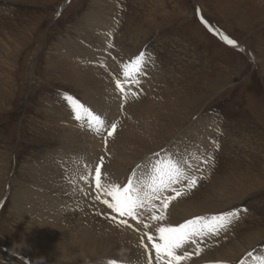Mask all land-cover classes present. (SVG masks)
I'll return each instance as SVG.
<instances>
[{
  "label": "rangeland",
  "instance_id": "1",
  "mask_svg": "<svg viewBox=\"0 0 264 264\" xmlns=\"http://www.w3.org/2000/svg\"><path fill=\"white\" fill-rule=\"evenodd\" d=\"M66 1L0 0V264H101L108 256L105 251L100 256L101 245L79 238L88 231L104 237L124 228L106 219L117 214L92 191L65 215L44 223L25 214L24 204L17 205L35 187L32 177L47 156L67 144L63 138L82 133L84 119L79 127L70 120L71 107L63 97L102 115L99 91L70 64V50L91 38L87 20L102 14L117 37L109 54L128 60L130 54L145 53L142 76L155 73L154 66L157 77L143 78L146 89L120 79L119 110L102 127L95 166L103 157L102 171L141 172V180L144 169L167 161V150L190 129L206 126L209 145L190 170L198 182L191 190L184 187L169 206L184 203L191 219L240 210L226 230L203 237L192 250L201 249V264H259L264 256V0ZM196 7L247 57L211 34ZM112 123L116 129L108 136ZM186 214L176 218V226Z\"/></svg>",
  "mask_w": 264,
  "mask_h": 264
},
{
  "label": "bare ground",
  "instance_id": "2",
  "mask_svg": "<svg viewBox=\"0 0 264 264\" xmlns=\"http://www.w3.org/2000/svg\"><path fill=\"white\" fill-rule=\"evenodd\" d=\"M106 17V15L102 14L98 16L95 21L88 19L87 21L92 28V30H90L91 38L89 37V40L82 45L79 44L81 46H74V44H72L76 49L74 51L72 49L70 50V52L72 51L71 58L74 59L70 61L72 68L82 70L80 74L86 82V85L91 88H96L99 91L98 109L99 113L102 114L100 117L105 121V126L116 116L119 110L118 104L120 102L121 91L116 88L117 91L115 92L113 86L114 77H120L119 79L129 82H136L133 79H126L122 69L123 63H129L132 59H135V57H131L133 54L129 55L128 60L113 57L109 54V51H111L109 45L111 42L114 43L115 40L113 39H117V37L111 29V26L106 25V23L109 22V19ZM105 29L107 30L106 33H104ZM131 41L136 43L139 47L143 46V42L139 41V39ZM82 46L84 49H79ZM126 54L127 53L123 52L121 55ZM121 55L120 57L123 58ZM151 67L155 73L149 71L146 72L144 76L139 75L137 77L139 83L144 86V88L148 85L144 82L143 78L148 80L150 74L151 76L153 75V77H157L154 66ZM108 68L114 70L118 75L111 70H107ZM101 71L103 72V79L98 76V73ZM133 74H135V68L130 66L129 76L131 77ZM107 76L112 79L113 83L108 80ZM149 92L152 95V91ZM69 112L71 114L69 115L72 116L70 120L74 121L75 119L71 109L68 113ZM82 118L84 119V123H82L81 126L79 122L76 120L74 121L76 126L81 127L82 133L78 131L69 132L70 134L67 135V140L63 138V141L65 140L67 144H65L63 148L59 147L54 153L47 156L46 163L42 165V167L40 166L32 177L35 187L24 192L23 194H27V199L23 198L22 201H19L17 204L19 205L18 208H20L21 203L28 207V209L23 210V212L30 215L34 220L40 221V223L59 219L60 216L65 215L72 209L71 205H74V201H83L91 191L94 193L92 195L96 196L95 184L92 177L95 175V156H97L101 147L99 143L101 142V135L105 126H101L95 120H91V117L88 115H83ZM89 122H91L94 127H99L101 129L99 134L88 129ZM199 127L202 128L199 131L198 129L195 130L194 127L190 129L180 144L177 142L176 146L173 145L174 147L167 150V160L168 158L177 161L185 159L191 165L189 171L197 167L201 152L209 145V137L206 135V126L199 125ZM89 169H91V175H89ZM106 170L107 169L102 171L106 176L104 183H118L123 185L127 183L130 176L135 178L136 182L146 183L150 180L152 165H150V168H146L142 171L141 180L137 178L140 176L141 172L128 174L115 169ZM82 175L88 176V181L82 180L80 178ZM159 202V200H155L153 203L158 206ZM184 205V203L182 206L170 205L167 209V219L164 221H150L148 217L153 213L151 210L145 211L140 218V222L124 217L132 227L124 226V228H120L117 232L114 231L112 234L110 232L111 235L107 234L104 237H97L96 233L93 234L88 231L87 235L84 234L79 239L82 241L84 239L86 242H90L89 240L91 239L94 243H99L98 246L101 245V251L99 252L100 256L105 257L106 254L108 255L107 259H103L100 262L101 264H109V262L115 258L123 262H129L130 264H148L149 256L152 258L153 264H155V251L152 249L151 244L147 243V237L144 233L148 232L155 238L158 236V233L155 231L158 224L161 226L170 225L175 227L177 224L176 218L183 217V215L189 211ZM27 210L29 211L27 212ZM189 213L190 214L187 213L185 219L182 220V224L191 219L190 215L192 212L190 211ZM145 223H148L150 227L145 229ZM202 223L208 222L206 220ZM143 236L146 238L143 240L147 246V252L145 248L141 246V238H143ZM194 246L196 245L186 246L187 251L191 255L190 258L183 261L182 264H201V262L204 261V258H202L203 253L195 255V251L192 250ZM104 251L106 254H104ZM262 260H264V256L263 258L257 259L256 263L260 264Z\"/></svg>",
  "mask_w": 264,
  "mask_h": 264
},
{
  "label": "snow or ice",
  "instance_id": "3",
  "mask_svg": "<svg viewBox=\"0 0 264 264\" xmlns=\"http://www.w3.org/2000/svg\"><path fill=\"white\" fill-rule=\"evenodd\" d=\"M210 31L213 30L210 29ZM216 35L221 34L216 33ZM221 38L228 45L236 47L235 41L226 36H221ZM111 46L112 45H109V47ZM144 57L145 53H140L138 57L132 59L129 63L122 64L126 79H133L136 83H139L137 77L143 74ZM130 66L135 68V74L131 77L129 76ZM116 88L124 92L122 82L119 78L116 80ZM63 99L69 103L74 119L77 122L82 120L81 111H83L99 125L105 126V121L101 117L93 114L89 109L85 108L84 105L73 99V97L65 95ZM110 128L111 130L107 133L108 136L113 135L116 129V123H112ZM88 129L96 134H99L101 130L99 127H94L91 122L88 124ZM210 159H212L211 155L207 157L205 162ZM190 167L191 165L187 161H177L168 158L167 162L157 161L152 165V174L148 182H134L133 178L130 176L127 183L121 185L118 183H104L106 176L102 172L103 157H101L100 163L95 167V175L92 177L96 191L95 199L99 200L108 209H111L113 213L117 214L116 216H106V219L114 221L121 226L132 227L128 224L126 219H118V217H128L140 222V218L143 216L144 212L150 210L153 213L148 217L150 221H164L167 219V209L170 202L182 195L184 187H186L187 190H191L198 182L197 177L190 174ZM89 175H91V169H89ZM80 178L85 181L89 179L88 176L84 175ZM185 180L187 184L183 185V181ZM177 184L182 185L181 190H177L174 187V185ZM168 192H173L175 195H168ZM155 200H159L161 206L155 205L153 203ZM239 211L240 210H231L219 215H214L211 218L196 217L175 227L170 225L161 226L158 224L155 229L158 236L155 238L152 234L145 232L144 235L147 236V243L151 244L152 249L155 251V264H182V262L189 259L191 255L187 251L186 246L203 243V237L219 235L221 230H226L227 227L238 218ZM206 220L210 222L202 223ZM149 227L150 225L148 223L144 224L145 229ZM141 246L145 248L146 252L148 251L143 238H141ZM200 251L201 249L196 247L195 255H199ZM109 264H115V262L110 261ZM148 264H153V260L150 256L148 258ZM241 264H243V261H241ZM260 264H264V260H262Z\"/></svg>",
  "mask_w": 264,
  "mask_h": 264
},
{
  "label": "water",
  "instance_id": "4",
  "mask_svg": "<svg viewBox=\"0 0 264 264\" xmlns=\"http://www.w3.org/2000/svg\"><path fill=\"white\" fill-rule=\"evenodd\" d=\"M68 1H69V0H67V1L65 2L64 5H66ZM196 11H197V15H198L199 20H200L201 23L206 27V29H207L211 34L215 35L218 39H220L222 42H224V40L221 38V36H224V35H222L218 30L214 29L209 23H207V22L204 20V18L200 15V12H199V10H198V7H196ZM202 21H203V22H202ZM206 25H207V26H206ZM210 29H212L213 31H210ZM216 33H220L221 35H216ZM224 43H225V42H224ZM226 44H227V43H226ZM227 45H228V44H227ZM229 46H231V45H229ZM231 47H233V46H231ZM234 48L240 50V51H241L246 57H247V55L249 54L247 51H245L242 47L238 46L237 44H236V47H234ZM249 57H250V55H249Z\"/></svg>",
  "mask_w": 264,
  "mask_h": 264
}]
</instances>
